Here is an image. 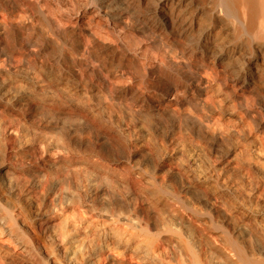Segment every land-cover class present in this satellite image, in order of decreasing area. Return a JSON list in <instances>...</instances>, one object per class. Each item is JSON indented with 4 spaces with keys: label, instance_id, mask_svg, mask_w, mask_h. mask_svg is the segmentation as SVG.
<instances>
[{
    "label": "clouds",
    "instance_id": "obj_1",
    "mask_svg": "<svg viewBox=\"0 0 264 264\" xmlns=\"http://www.w3.org/2000/svg\"><path fill=\"white\" fill-rule=\"evenodd\" d=\"M0 264H264V0H0Z\"/></svg>",
    "mask_w": 264,
    "mask_h": 264
}]
</instances>
